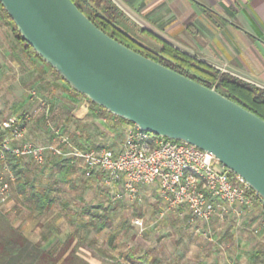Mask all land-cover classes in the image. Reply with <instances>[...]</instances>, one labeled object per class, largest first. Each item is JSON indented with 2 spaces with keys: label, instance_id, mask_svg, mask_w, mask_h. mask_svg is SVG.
<instances>
[{
  "label": "crops",
  "instance_id": "0c3cea01",
  "mask_svg": "<svg viewBox=\"0 0 264 264\" xmlns=\"http://www.w3.org/2000/svg\"><path fill=\"white\" fill-rule=\"evenodd\" d=\"M122 1L155 24L165 25L162 22L169 15L168 33L175 47L264 88V0ZM161 29L167 30L163 26ZM12 117L25 122L23 137L14 138L12 146L22 141L59 143L57 131L81 148L119 151L124 142L125 121L93 107L86 97L61 80L50 65L29 53L0 9V130L5 133L4 138L14 136L12 128H1ZM50 158L46 173L36 174L32 168L35 160L19 157L22 174L16 175L9 201L0 205V211L16 228L47 250L73 238L71 249L88 264H102L108 255L117 258L118 264H132L128 255L142 259L145 264H207L203 259L197 262L187 259L184 248L189 246V236L195 228L200 231V224L206 225L208 232L210 227L218 225L223 231L221 242L230 240L243 245L240 250L244 259L241 257L242 263L234 260L235 264H264V205L260 201L250 208H238L239 214L231 210L223 217L192 220L187 207L167 209L157 183L139 184L132 196L124 190L121 174L109 180L108 174L101 171L88 175L79 161ZM20 184L43 191L48 207L38 210L35 200L21 192ZM167 214L174 216L170 231L180 235L171 245L167 241L134 245L112 230L117 224L122 235L131 230L127 221L132 215L137 231L141 233L152 227L153 233L160 234L156 219ZM107 229L111 233L100 247L96 244L98 234ZM35 234L39 237L34 238ZM182 240L187 245L182 246Z\"/></svg>",
  "mask_w": 264,
  "mask_h": 264
},
{
  "label": "water",
  "instance_id": "95a60500",
  "mask_svg": "<svg viewBox=\"0 0 264 264\" xmlns=\"http://www.w3.org/2000/svg\"><path fill=\"white\" fill-rule=\"evenodd\" d=\"M0 2L72 89L145 131L212 152L264 199L263 118L116 40L73 0Z\"/></svg>",
  "mask_w": 264,
  "mask_h": 264
},
{
  "label": "built area",
  "instance_id": "2783aa9c",
  "mask_svg": "<svg viewBox=\"0 0 264 264\" xmlns=\"http://www.w3.org/2000/svg\"><path fill=\"white\" fill-rule=\"evenodd\" d=\"M117 120H121L115 115ZM25 122L12 117L1 128L13 129V137L0 142V205L7 203L13 183L17 180L10 168L7 153L17 157H31L44 164L49 155L81 162L87 174L101 171L109 176L123 175L124 190L134 196L139 184H159L167 201V209L187 207L192 220H210L223 217L231 210L250 208L264 199L238 173L224 166L209 151L185 141L173 140L141 129L137 124L125 122L122 148H81L70 137L61 134L59 143L36 144L22 141L12 146L14 138L24 135ZM220 167V168H218ZM259 230L256 229L255 233Z\"/></svg>",
  "mask_w": 264,
  "mask_h": 264
},
{
  "label": "trees",
  "instance_id": "16d2710c",
  "mask_svg": "<svg viewBox=\"0 0 264 264\" xmlns=\"http://www.w3.org/2000/svg\"><path fill=\"white\" fill-rule=\"evenodd\" d=\"M73 1L100 29L116 40L170 69L210 88L217 89L234 102L264 119V88L231 73L221 71L183 52L150 30L139 25L113 0ZM0 9L10 22L17 38L25 45L28 52L44 61L22 37L13 18L7 13L1 2ZM50 67L61 80L66 82L51 65ZM66 84L71 87L67 82ZM80 95L86 97L83 94ZM89 102L93 107H99L104 113H109L115 117L114 114L104 107L99 106L91 100ZM120 118L122 121L129 122L122 117ZM4 135L5 133L0 130V139H3ZM7 158L10 168L19 177L22 174L19 157L8 152ZM19 189L35 200L38 210L43 211L48 207V199L43 191L35 187L29 189L26 184H20ZM105 218L106 216H103L102 222L106 226L108 223L104 221ZM72 244L73 238H68L66 241L60 243L57 248L47 250L42 246V243L33 242L20 229L16 228L8 216L0 211V264H88V261L77 254L74 248L71 249ZM128 260L132 264H145L142 259L134 255H128Z\"/></svg>",
  "mask_w": 264,
  "mask_h": 264
},
{
  "label": "rangeland",
  "instance_id": "374dc122",
  "mask_svg": "<svg viewBox=\"0 0 264 264\" xmlns=\"http://www.w3.org/2000/svg\"><path fill=\"white\" fill-rule=\"evenodd\" d=\"M127 15H129L134 21H136L139 25H143L146 28L150 29L151 32L154 34H158L159 36L163 37L165 41L169 42L170 44H174V40L168 33L170 31V24L169 21L171 19L169 18V15L165 16L168 17L163 24L165 25H160L155 24L154 22L148 21L144 16H142L140 13H137L134 9L129 7L127 4H125L122 0H113ZM170 10V9H169ZM169 10L166 12V14H169ZM147 21H146V20ZM161 26L166 28V31H162ZM163 39V40H164ZM174 46V45H173ZM53 156V155H50ZM50 156L46 157V160L44 164H39L36 161L32 164V168L35 173H46L47 171V166L46 162L48 159H51ZM56 156H53L52 159H55ZM220 168V167H218ZM56 174H54L55 176ZM41 179V176L39 177V180ZM38 180V181H39ZM108 187L104 186V189ZM174 216L166 215L162 217H157V222L156 225H160L159 231L162 232L159 234L158 231H155L153 233V228L150 227L148 231L144 232H139L136 230L135 226L133 225V216H129L128 218V226L129 228L131 227V230H128L127 232L122 235V231H120L119 224L114 226L112 230H116L117 232H120V238H124V241H127L128 243H133L134 245L137 244L138 242L140 243H147V242H154L156 244L166 242L167 245H171V243L174 240L180 239V235L174 234L172 231H170V225L172 224V219ZM155 220V221H156ZM39 221L43 222V220L39 219ZM154 221V222H155ZM126 222V223H127ZM166 227V228H165ZM127 228V227H126ZM206 225L200 224V231H197L196 228L193 232L192 235H190V240L188 243V247L184 248L186 252V257L187 259H194L192 261L197 262L199 259H203L207 262V264H227L228 262H233L234 260L239 261L238 263L241 262V257L244 259V254L242 253V250H240L243 245L237 244V241H230V240H225V242H221V236H222V229H219L218 225H215V227H210V232L207 231ZM111 233L110 229L105 230L103 233L98 234L97 242L96 244L99 245L100 247L106 242L108 239L109 234ZM39 237L38 234H35V237ZM33 242H36L34 239L32 240ZM183 241V240H182ZM103 243V244H102ZM180 244L187 245L185 242H180ZM238 246V248L236 247ZM248 245V244H247ZM106 244L104 245V247ZM248 249V247H246ZM241 253V254H240ZM107 255V254H106ZM112 255H108V258H103L102 264H118L117 258H113ZM101 260V259H100ZM114 260V261H113ZM237 263V262H236Z\"/></svg>",
  "mask_w": 264,
  "mask_h": 264
}]
</instances>
